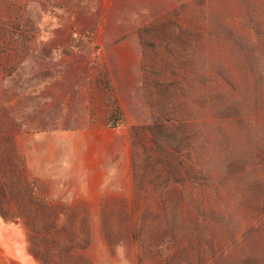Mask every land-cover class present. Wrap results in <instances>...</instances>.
Masks as SVG:
<instances>
[{
    "label": "rangeland",
    "instance_id": "obj_1",
    "mask_svg": "<svg viewBox=\"0 0 264 264\" xmlns=\"http://www.w3.org/2000/svg\"><path fill=\"white\" fill-rule=\"evenodd\" d=\"M0 264H264V0H0Z\"/></svg>",
    "mask_w": 264,
    "mask_h": 264
},
{
    "label": "trees",
    "instance_id": "obj_2",
    "mask_svg": "<svg viewBox=\"0 0 264 264\" xmlns=\"http://www.w3.org/2000/svg\"><path fill=\"white\" fill-rule=\"evenodd\" d=\"M3 218H5V217H3Z\"/></svg>",
    "mask_w": 264,
    "mask_h": 264
}]
</instances>
